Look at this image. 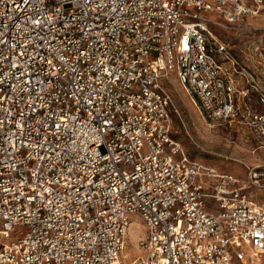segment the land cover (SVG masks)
Masks as SVG:
<instances>
[{
	"label": "built area",
	"instance_id": "2783aa9c",
	"mask_svg": "<svg viewBox=\"0 0 264 264\" xmlns=\"http://www.w3.org/2000/svg\"><path fill=\"white\" fill-rule=\"evenodd\" d=\"M264 0H0V264H252L264 203L171 135V74L209 119L250 106L210 28ZM264 102V97L262 99ZM260 185L264 169L247 165ZM131 214L144 251L124 260Z\"/></svg>",
	"mask_w": 264,
	"mask_h": 264
},
{
	"label": "rangeland",
	"instance_id": "374dc122",
	"mask_svg": "<svg viewBox=\"0 0 264 264\" xmlns=\"http://www.w3.org/2000/svg\"><path fill=\"white\" fill-rule=\"evenodd\" d=\"M251 1V0H248ZM210 28L223 41L249 72L240 82L248 86L244 98L250 113L231 122L207 118L197 101L178 82L174 74L165 81L178 112L171 113V135L185 153L194 159L209 163L221 171L234 173L245 184V190L257 202L264 203V175L260 185L248 177L247 165L264 169V9L245 21L254 29L231 28L222 17L211 14ZM126 236L124 260H138L144 253L136 243L134 230L143 236V221L135 214ZM252 264H264V253Z\"/></svg>",
	"mask_w": 264,
	"mask_h": 264
},
{
	"label": "bare ground",
	"instance_id": "6f19581e",
	"mask_svg": "<svg viewBox=\"0 0 264 264\" xmlns=\"http://www.w3.org/2000/svg\"><path fill=\"white\" fill-rule=\"evenodd\" d=\"M129 228H130V226H129ZM129 228H128V230H129ZM128 230H127V232H126V235H125V238H124V244H123V249H122V251L124 250V249H126V236H127V233H128ZM133 232H134V236H135V238H136V243H137V240L140 238L139 237V235L137 234V232H135L134 230H132ZM137 246H139V245H137Z\"/></svg>",
	"mask_w": 264,
	"mask_h": 264
}]
</instances>
